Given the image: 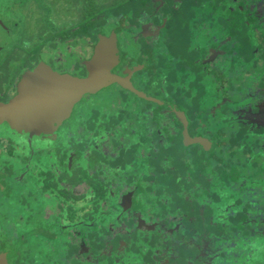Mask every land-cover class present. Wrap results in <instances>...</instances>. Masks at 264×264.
<instances>
[{
  "label": "rangeland",
  "instance_id": "rangeland-1",
  "mask_svg": "<svg viewBox=\"0 0 264 264\" xmlns=\"http://www.w3.org/2000/svg\"><path fill=\"white\" fill-rule=\"evenodd\" d=\"M130 1L131 0H0V96L2 97L4 95L1 93H3L4 88H7L6 83H9V81L13 78L12 76L16 75L15 72H17V70H22L23 65L26 68L31 67L33 62L34 64L36 63V65L34 66L35 68L41 63H45L49 65L54 72L61 75L69 74L75 77H80L83 75L84 70H82L83 67L80 66V62L82 61L80 57L86 59L87 57L92 55L91 48L96 44L95 42L93 44L88 43V39L90 38L87 37H85V39H83L80 44L75 46H73L71 42H68V45L67 42L61 43L60 39H57L58 43H52L51 40L47 42L44 41L45 38L49 37L50 35L61 38L66 37V31H70L74 27L81 25L80 23H83L84 14L90 13L89 10H85V7L87 8L90 5H92L94 9V13L91 18L94 20L100 19L105 26H103L104 31L99 27L95 28V30H98V34L97 32L95 33L96 36L101 39L110 38L115 35V38L119 43V50L126 57L125 60H139L142 51L139 47V43L136 42L137 38H133L134 34H136L138 30H135L134 27H132L131 30L127 29L128 24L130 22H133L134 17H132V20L130 19V17H127L124 21L127 23L125 25L121 22H118L120 20H117V11L115 12L116 9L120 10L121 5L122 8H127V6L125 5ZM210 2L213 3V0H211ZM198 7L199 4L197 5L188 3L189 11L196 12L195 21H197V19H199L200 21V24L198 25V27L196 26L194 32V44L190 46L189 50H187V53L189 54H191L190 51L194 50V48H202L203 45L202 43H200L202 42V40H204V45L207 44L206 39H203L202 37H204V34L210 31V27H215L213 24H210L209 26L208 24L205 25L200 20V17L204 18L205 16L206 19L208 17L207 15L211 14V9L208 10L210 6L205 3L202 4L203 8H201L204 11H195ZM95 15L96 17H94ZM118 19H120V17H118ZM177 23V28H184L187 22ZM118 24H122V27L118 26ZM167 31L169 35L172 34V31L170 29H168ZM167 31L164 24L163 34ZM214 31L215 30L213 29L210 32L213 33ZM168 33H166V35ZM176 33L179 37L180 34L183 35V32L181 33V31H178ZM188 34L189 33H187L185 36H188ZM54 44L56 45L53 46ZM66 47H68L69 50H66ZM179 47L178 50H182V48L179 49ZM37 48H40V50L34 53L36 55L35 61H31L32 56H30V53ZM168 51L170 52V50ZM40 52L41 55L39 56L38 53ZM37 58L38 60L43 59V61L39 62L37 61ZM193 60L194 57H192L191 59L188 56L185 57L187 65L185 67L182 66V68L180 69L179 67L176 68L169 65L168 71L171 72V69H176V71L174 72L175 78H169V76L167 75L169 74V72L166 73V71H164L165 79L166 81L168 80L166 96H168L167 94H174L177 88H184L185 91L193 93L194 87L196 86V88L198 89V101L195 103V105H189L188 99V102L185 103V105L187 106L188 111L189 109L198 110L197 116L199 117L200 122L202 120V123L200 125H202L203 128H201L200 125H198L196 122H193L194 118H192L193 126H196L197 124L199 129H201L200 131H205V133L214 134L215 131H221V133L223 132V134H221L220 136L223 138L221 141L223 142L224 139H228L230 142L229 144H231V135H225V129L224 131L220 129L215 130L214 127L216 124H218L219 126L221 123L225 126H228V123L232 121L231 119L228 120L229 122L227 121L229 115L224 114L221 115L219 119H216L209 115L210 112L212 113L215 110V107L218 104V100L221 96H224V100L232 98L234 99L237 94L236 91H240V93H246V101L243 100V103L248 107L243 108L244 110L250 109V104V106H252L254 109L259 105V107H262L264 110V101L260 100V98L257 97L260 101L253 102L251 101L253 100V98L249 96L250 91L259 93L262 90L264 92V83H259L257 81H255V83H251L249 81L248 83L247 80H245L246 83H234L231 82L230 79H228L231 77L230 73H227V77L226 75L217 73L215 74V79L222 78L221 80H212V82L207 81L204 77V71L202 72L200 67L197 66ZM146 63L147 62H144L141 65L135 66L132 70L133 76H131V85L134 90L126 89L123 86H120L122 89L130 91L134 94V92L139 91L133 85V83L137 82V85L139 86V88H141L142 91H145V94L140 91L139 92L142 93L147 99H150V101H146L139 107L134 106V102L132 103L130 101L132 113L134 116L133 120L134 122H138L136 124L138 128L143 127V130H141L143 132V136H139V134H131L130 136L128 134L126 138L123 139H126L125 142L127 146H125L123 144H120V141L124 136L118 135L121 130H118L116 128H106L105 126H103V129L101 127L100 129L89 128L86 132H79L83 120L82 116L80 115V109L84 111L94 103H97V105L100 106H103V104L107 105L108 109L112 110L113 107H116L114 102L116 103L118 99L120 103L124 101V99L120 97L121 91L114 86H110L100 91V93L98 92L97 95L92 96L84 106L81 104L77 107L75 113L76 115L72 116L63 126L62 130L58 132L59 137L57 139L61 140H55L52 138H35L33 144L30 143V147L27 148L28 152L24 156L29 157L28 161L33 162H31V173L28 174L25 180V185H17L15 183L11 184L12 186H9V184L6 185V183L10 182L9 179L15 176V170L17 168H14V172L10 170V177H3L4 184L6 185V187H8V191L10 192L12 190L13 194H8L7 197H5V204H2L4 208L0 210V214L2 213L0 215V232L2 233L1 238L10 240L14 243L17 240L21 242L19 243L22 247L20 256L18 258V261L20 260L18 264H48L49 259L51 260L52 264H66L65 261L70 262L71 258L75 256L73 255L74 248L70 249L73 246L68 240L69 237L67 236V234H69V232H67L66 234L64 230L57 231L59 232V234H57V240L52 243V247H55V250L51 248V245L47 241L44 243L39 238L34 237V234L26 235L27 232L32 231L35 225L44 226L45 223H48L49 221L47 219L51 215L47 213L48 208L50 207L57 209V207H59L60 205L58 201L63 202V200L59 199L57 193L60 189L54 188L58 187L60 184V178L58 177L60 176L59 174H61L62 176L66 175L64 171L65 164L62 165L60 161L61 156L62 160H65V155H68V153L70 154L69 159L71 155H74L72 162L70 161L72 168L70 166V168L68 169V173H72V179H76L75 182L77 180H81V183H85V181H87L88 184L80 187L79 189L80 193L81 191L85 190V192L82 193L83 196L76 197L72 195V210H67L66 216L52 217L51 220L53 222H58L59 224H62L63 222L67 223L69 217L72 218L73 216H75L76 218L79 216V218L87 220L86 218H88L89 215L95 223H103V221L115 222V214L107 215V213H104L102 211H99L98 213L94 212V208H96L95 206L97 205V203H95L96 201H94L95 197L87 195L89 193L88 191L93 190L91 189V186H95V188L98 189L101 186L97 182L87 178L96 176L92 175L91 173V169H94L96 165H98L99 170L102 171L103 165L110 164L112 166L113 163L121 164L122 162L126 161V157L128 155L131 156V163H134V165L132 167L127 166L120 170L119 176H121V180L113 178L112 173L102 172L106 176L105 182H107L108 188H112L110 189L111 193H113V191L116 193L117 191L121 190V183L128 184L127 176L131 177V182L134 179L139 183H142L143 181L140 180V176H142V174L151 175V172H149L150 162L148 159H143L141 155H145V153L148 155V150L151 147L150 143H152L153 139L159 138L158 134H152L151 132L149 133L150 128L146 127L149 125V122H145L143 121V119H146V117L149 116L146 112H150L156 108V105H158L156 101H158V99V102L164 103V101L161 99H164L165 96H160L159 98L150 97L149 92H153L157 88L158 85L154 83L158 82L159 80H156L154 83H147L149 77L146 74H140L141 70L144 71V69L147 68L145 67ZM76 65L79 66L76 68ZM19 73L21 72H18L17 74ZM190 74L193 75L190 76ZM132 77L136 81H132ZM13 90L14 89L10 90V92H13ZM203 92L207 94L206 97L203 96ZM183 94V92L179 93L176 97L172 98V100L175 99L176 101L185 102L186 96H183ZM139 96H141V94H139ZM151 100H154L155 102H152ZM168 102L166 101L165 103ZM127 105L129 104L127 103ZM176 108L179 110L177 106ZM235 111H233L234 114ZM188 114L190 117L192 116V114L190 115V112H188ZM116 116L120 118L123 117L120 112L116 115L114 114L111 121L112 125H114V122H116ZM133 116L131 115L130 117ZM161 118H164V115H162ZM234 125H238V123L234 124V122H232V125H230V127H226V131H230L234 127ZM240 129L241 127L238 128L237 131H239ZM161 133L163 136H165V132L161 131ZM97 135H103L102 137L104 139H96L95 136L97 137ZM142 137L145 142L143 144H138V140L142 141ZM247 141L248 140L246 139L245 147H252V143H248ZM10 143H13V147L9 148L8 160L11 162V164L18 166L16 158L23 157V155L19 152H21V149H25L24 143L22 141H15V139L13 138H11ZM14 143L17 144L14 145ZM232 144H234V150L237 155L236 157L231 159L232 162L234 160L235 162L239 160V162L241 163V176H245V178H248V176L257 177V179L255 180V182L257 183L260 177L264 176V162H257L256 165L252 166L249 165L250 167H252V174L250 175V172L247 170V167L249 166L246 163V158H241L242 156L245 157V147L243 148V145H239L238 142L235 141H233ZM102 146L109 148L110 152H104L105 148H102ZM121 146H123V149L127 147L126 150L120 149ZM261 146L264 147V143H262ZM145 150L147 152H145ZM171 153L172 155L174 154V152H168V155H170ZM161 154L164 155L165 151H163ZM251 154L255 156L262 154V157L264 158V151L257 150L256 148L252 149ZM79 155L81 156L78 157ZM44 157L46 161H43ZM76 157L78 158L75 159ZM202 157H204V159L208 158L207 155H203ZM90 159H95V162ZM207 160L211 166V171H209L208 174L211 177H214L215 173H217L220 168L218 165H216L215 160ZM173 161H175L174 157ZM258 161H260V158H258ZM73 163L77 164H75L74 166ZM5 164L7 166L8 163ZM54 167L58 168V171L54 170ZM179 167L180 166H178V168ZM173 168L174 167L172 166V169ZM185 172L186 171H184V173ZM254 172L256 174H254ZM66 176H68V174ZM108 176L109 178H107ZM167 178L171 179L170 177ZM114 179H116L114 183H111ZM258 185L261 187V189H263L264 192V182L258 181ZM142 186H146V184H142ZM156 187L157 185H155L154 187L152 186L153 189H155ZM16 190H19L20 194L25 195L26 200V202L22 204L21 208L19 207L18 209L16 208L17 201L15 202V198L17 197ZM146 191L147 194H149V190ZM260 192L262 191H257L256 194H259ZM150 195L144 196L145 200L142 199L143 204L146 205L142 210L146 215L150 217L148 219V222H151L153 219H164L162 215H172L165 212L166 210L172 211L175 201H168V206L161 207L160 203L164 202L163 198L160 196L152 198ZM210 195L211 193H208V196ZM49 196H51L50 199ZM211 196L212 198L216 199L215 201L217 204L223 202V200L226 199L224 202V206L226 208H221L222 215L220 216L222 217L219 216L217 220H219V222L222 221L223 223L224 221L220 219H224L226 217L225 220H227L226 223L220 224V228L222 230L220 231V235L222 236V238L220 239V243H222V245L220 246V244L218 243L217 248L216 246H214L213 251L215 253L214 255L211 254L210 256L212 257L210 259H214L212 264H264V234H261L257 227H254L253 234L251 231H248L247 227L241 225V228L239 229L241 232H237L238 236L234 235V232H232L234 231L233 226L228 222L230 220L231 209L227 208L229 202L232 199L226 196H222L221 193H219V196L218 194H213ZM83 198L84 200H81ZM108 198L112 199V194ZM146 198L150 200L147 201ZM157 202L158 204H156ZM112 204L115 205L116 202L113 201ZM212 205L213 203L211 204V210H213V208H217L216 204L213 206ZM256 206L258 205H255V207ZM119 216L120 214L116 217V219H118ZM127 216V213L124 214L122 220L125 221ZM19 218L21 222L18 221ZM144 219H146V216L144 217ZM60 228L62 229V225H60ZM134 228L135 227H132L131 229L129 228L130 231L128 232H126L127 228H125L122 232L124 237L129 239V251L127 247H125L124 250L125 239H120V237L123 236L120 235L117 238V240H119L118 244L120 245V249L119 251H115L116 255L114 257L107 259L108 254H106V251H103L104 254L101 251L98 252L100 256H106V259L103 260L104 262L106 261L105 264H145L146 260L149 263L152 259H154L155 255L158 253V249L154 250L153 248L158 247L159 244H162L161 237H159L156 231L140 232L141 230L134 231ZM70 229L71 228L69 227L68 230ZM73 229H81L86 232V234H91L92 232V230L87 226H74ZM3 232H5V234H3ZM19 233L25 234L17 237ZM29 233L34 232L32 231ZM116 233V230L112 231V234ZM117 234L119 235L120 232H118ZM74 235V232H72V236ZM103 235V238L106 241V234L104 233ZM148 244H150L151 246V251L154 250L152 256H150L151 252L149 251L150 249L148 247ZM247 253H253L254 255L253 257H243V255H246ZM216 255H218V257L214 258V256ZM240 258L244 260L240 262ZM87 260H89V258H87ZM113 260H115V262H113ZM71 264L83 263L77 260H73Z\"/></svg>",
  "mask_w": 264,
  "mask_h": 264
},
{
  "label": "trees",
  "instance_id": "trees-1",
  "mask_svg": "<svg viewBox=\"0 0 264 264\" xmlns=\"http://www.w3.org/2000/svg\"><path fill=\"white\" fill-rule=\"evenodd\" d=\"M152 1L153 0H131L126 3L125 6H127V8H122L121 5L120 7L122 10L121 8L120 10H115V12L117 11L116 15L120 17V19L117 17V20H120L118 22L125 25L127 23L124 21L127 17H130L131 20L132 17H134L133 22H130L127 26V29L129 30L134 27L135 30L139 31L142 22H145V19L147 18L158 17L157 20L162 22L163 19L167 17L166 31L168 29L172 31L171 35H169L167 31L155 41H149L140 36L136 42L139 43L142 54L139 60H130L129 62L131 67H133L135 65H141L147 60L149 65L144 71L141 70L140 74H146L149 77L147 83H154L156 80H159L154 83L158 86L153 91L154 93L149 92L150 96L156 98L165 96L166 98L164 97L163 100L172 103H157L158 105H156V108L150 111L151 114L146 117V119H143V121L149 122V125L146 126L150 128L149 133L158 134L159 138L153 139L152 143H150L151 147L148 150L149 154L147 155L145 153V157H143L149 160L151 166V177L153 182L148 192L151 194L150 196L152 198L157 196L163 198L164 202L160 203L161 207L168 206V201H175L172 211L166 210L165 212L172 215H162L164 219H153L155 222H158V227L156 229L152 228L149 232L156 231L159 237L163 238L162 240H166L167 243L161 244V248L154 247V250L158 249V253L155 255L154 259H152L153 261L151 260V262L148 263L146 260L145 264L213 263L214 259H210L212 258L210 256L215 253L213 251L214 246L217 248L218 243L220 246L222 245V243H220V239L222 238L220 235V231H222L220 224L226 223L227 220H225L226 217L220 219L223 220L224 223L217 220V218L222 215L221 208H226L224 206L226 199L217 204L215 201L216 199L213 198V200L211 195L218 194L219 196V193H221L222 196L232 199L227 208L231 209L230 220L228 219V222L233 226L234 231L232 232H234V235L238 236L237 232H241L239 230L241 225L247 227L248 231H251L253 234L254 227H257L261 234H264V192H260L259 194H256L255 191L252 192L256 186L259 187L258 181L264 182V176L260 177L257 183L255 182L257 177L254 176H248V178H245L244 176L243 178L245 179H242L240 168L241 163L239 160L236 162L235 160L233 162L231 160L237 156L234 150V144H232L233 141L238 142L239 145H243L244 148L245 140L247 139L248 143H252V147H245V157L242 156L241 158H246L248 166L256 165L257 162H264L262 154L257 156L251 154L252 149L255 148L264 151V147L261 146L262 143H264V126L258 127L257 125H245L240 123L239 118L234 115L233 111L247 108L248 106L243 103L246 93L236 91L237 94L234 99L224 100V96H221L215 110L209 114L216 119H219V117L224 114L229 115L227 121L231 119L234 124L238 123V125H234L230 131H226V127L229 126H225L222 123L219 126L218 124L214 126L215 130L220 129L224 131L225 129L224 134H228L227 136L231 135V144H229L230 142L228 139H224L223 142L221 141L223 139L220 137L221 134H223L221 131L217 132L214 130V134L205 133V131L201 132L198 125L202 123V120L200 122V119L197 116L198 110L189 109L188 111L187 106L185 105V103L188 102V99L189 105H195L198 101V89L195 86L194 92L189 93V91H185L184 88H177L174 94H167L168 96H166L168 80L166 81L165 79L164 71H166V73L169 72V74H167L169 78H175L174 72L176 69L173 68L171 69V72L168 71L169 65L176 68L179 67V69L182 68V66L185 67L187 65L185 57L188 56L190 59L194 57V63L200 67L202 72L204 71V77L207 81L212 82V80H221L222 78L215 79V74L217 73L226 75V77L227 73H230L231 77L228 79L234 83H246L245 80H247L248 83L249 81L251 83H255V81L264 83V0H216L217 2L213 0V3L210 2L211 0H182L183 5L180 9L173 10L166 6L162 13L156 12V8ZM188 3L199 4V7L195 11H204L201 9L203 8L202 4L207 3L210 6L208 10L211 9V14L207 15L208 17L206 19L205 16L204 18L200 17V20L205 25L208 24L209 26L210 24H213L215 26L212 28L210 27V31L213 29L215 30L213 33L208 31L204 34V37H202L203 39H206L207 44L204 45V40H202V42H200L203 45L202 48H194V50L190 51L191 54L187 53V50H189L190 46L193 45L195 41L194 32L196 27L194 21L196 18V12L189 11ZM85 10H89L90 13L84 14L83 23H80L81 25L74 27L70 31H66V37L61 38L50 35L45 38L44 42L51 40L52 43H58L57 39H60L61 43L67 42L68 45V42H71V44L75 46L80 44L83 39L87 37L90 38L88 39V43L93 44L95 42L97 44L100 38L96 36L95 33L97 32L98 34V30H95V28L99 27L103 30L104 24L100 19L94 20L91 18L94 13L92 5L87 8L85 7ZM94 17H96V15ZM198 20L199 19H197L196 24L197 27L200 24V21L198 22ZM177 22L187 23L184 28H177ZM121 25L122 24H118V26ZM178 31H181V33L183 32V35L180 34L179 37L176 33ZM166 33L168 34L166 35ZM187 33H189L188 36H185ZM55 45L56 44L53 46ZM178 47L179 49L182 48V50L179 51ZM39 50L40 48H37L30 53V56H32L31 61H35L36 55L34 53ZM66 50H69L68 47H66ZM168 50H170V52ZM41 52L38 53L39 56L41 55ZM38 58L37 61H43V59L38 60ZM80 58L82 59L80 66L84 67L83 61L85 58ZM35 65L36 63L34 64L33 62L30 68H33ZM76 66L78 67L79 65ZM28 68L23 65L22 70H17V72H15L16 75L12 76L13 78L11 82H17L20 76H22ZM18 72L21 73L17 74ZM192 75L193 74H190V76ZM112 86L121 91L120 97L124 99V101L120 103L118 99L116 103L114 102L116 107H113L112 110L108 109L107 105L103 104V106H100L97 105V103H94L84 111L80 109V115L83 119L80 129H100L102 126H105L106 128H116L121 130L118 135L124 136L121 139L120 144L127 146L125 142L126 139L124 142L123 139L126 138L128 134L130 136L131 134H139V136H143V132L141 131L143 130V127L138 128L136 126L138 122H134L133 120L134 116L130 101L132 103L134 102V106L139 107L146 101H150V99H140L136 97V95L139 94L135 92L134 94L136 95L130 91L122 89L118 85ZM181 92L184 93L183 96H186L185 102L176 101L175 99L172 100V98L176 97ZM202 94L205 97L207 95L205 92ZM95 95L97 94L87 96ZM249 96L253 98V100H251L253 102L260 100L264 101V92L262 90L259 93L250 91ZM257 97L260 98V100H258ZM85 101L86 100L83 99L75 107L72 116L76 113L78 106L81 104L85 105ZM151 101L155 102L154 100ZM127 103L129 105H127ZM175 105L186 115L190 136L193 138H201L204 142L186 145L183 135L184 126L178 117L170 110ZM166 111H168L167 114L165 113ZM119 112L123 117L120 118L116 116V122L112 125V116ZM188 112H190V115L192 114L191 117ZM131 115L133 117H130ZM162 115H164V118H161ZM192 118H194L193 122H196L198 125L196 124V126H193ZM101 120H103V122H101ZM200 127L203 128L202 125H200ZM240 127L241 129L237 131ZM161 131L165 132V136L162 135ZM144 142L143 137L142 141L138 140V144H143ZM126 148L127 147L123 149V146L120 147V149L123 150H126ZM163 151H165L164 155L161 154ZM145 152L147 151L145 150ZM168 152H174V154L172 155L171 153L168 155ZM203 155H207V159L215 160L216 165L219 166L220 170L217 168L219 171L215 173L214 177H211L208 174L209 171H211V166L208 160L202 157ZM173 157L175 158V161H173ZM258 158H260V161H258ZM131 162V156L128 155L126 161L122 162L120 165L122 168H125L129 166V163ZM172 166L174 167L173 169ZM178 166L180 167L178 168ZM250 166L247 167V170L251 175L252 167ZM184 171L186 172L184 173ZM254 174L256 173L254 172ZM209 176L211 177L210 179ZM167 177H170L171 179ZM243 180L245 181V184L242 186L241 183ZM80 181L81 180H77L72 185L77 187V185L81 184ZM198 182L200 183L197 184ZM155 185H157V187L153 189L152 186L154 187ZM244 187L246 190L249 189L248 192H244ZM91 188L98 193V188H95V186H91ZM97 193H95V195H90L95 197L94 201L97 203L94 212L98 213L99 211H102L109 215L107 204L102 206V202L106 201L109 196L105 194L100 196ZM192 193H194V197ZM208 193H211V195L208 196ZM149 200L150 199L147 198V201ZM212 203L213 205L216 204L217 208L211 210ZM156 204H158V202ZM255 205L261 207H255ZM137 208L134 211L140 212ZM142 209L143 208H141L143 214L141 213V215L144 216L145 212ZM175 212H177V214ZM175 216L179 217V219ZM72 218L73 220L76 219L75 216ZM87 222L92 225L88 226L92 232L91 234L87 233L86 238L89 246L84 255L89 256L94 260L95 256H99L98 252L105 247L104 244L100 247L97 242L104 237V233L106 234L105 238L112 235L110 228L111 221L95 223L89 215ZM120 223H124V221L121 220ZM176 226L179 227L176 228ZM163 227L167 228V232ZM144 231L145 230L141 229L140 232ZM120 235L123 234H119L118 236ZM73 238H75V236H73ZM120 239H122V236ZM127 239L128 238H125L126 245L124 246V250L125 247H127L129 251V239ZM148 247L150 249L148 250L151 252L150 256H152L154 250L151 251L150 244H148ZM116 248L117 246L114 247V249L109 248L107 250L106 254L109 253L107 259L116 255ZM77 250H79V247L75 246L73 255H78ZM16 252L17 249L14 250L15 254ZM253 255V253H247L246 255H243V257H253ZM215 257H218V255L214 256V258ZM242 258L239 259L240 262L244 260ZM113 262H115V260H113Z\"/></svg>",
  "mask_w": 264,
  "mask_h": 264
},
{
  "label": "flooded vegetation",
  "instance_id": "flooded-vegetation-1",
  "mask_svg": "<svg viewBox=\"0 0 264 264\" xmlns=\"http://www.w3.org/2000/svg\"><path fill=\"white\" fill-rule=\"evenodd\" d=\"M152 2L156 8L157 13L164 12L163 10L166 8V6H168L169 8H172L173 10L174 9L178 10L183 5L182 0H153ZM157 18L158 17H151V18L145 19V22H142V25H141L139 31L134 35V38H137V40H138V38L141 36V37L148 39L149 41H155L158 38H160L163 35V25L164 24H165V26L167 25V17L164 18L162 22H159L157 20ZM198 22H199V20H198ZM196 24H197V21H194L195 27H196ZM118 44L119 43L117 42V47H118ZM94 47H95V45H93L91 48V51H92L91 54L92 55L94 52ZM118 51H119V54H121L119 64L113 69L112 73H114L115 75L121 76V77H126L127 75L125 74V72L127 70H133L134 67L138 66V65L131 67V65L129 64L130 61L125 60L126 57L124 58V54L119 50V47H118ZM92 55L87 57L85 60L90 59ZM85 60L83 61V63L85 62ZM144 62H147L145 67H148V65H149L148 61L146 60ZM34 68L35 67H33V68L29 67L27 69V71H25V73L34 69ZM76 68H77V66H76ZM82 70H84V73L80 77L87 76L86 69H84V67H83ZM22 76H20V78L17 82L12 83L10 80L9 83H6L7 88H4L3 93H1L4 95L2 97L0 96L1 102L7 103L18 93V85L20 83V79ZM133 80H135V79H133V77H132V81ZM114 85H118V84H114ZM133 85L135 86V88L137 90H139L140 92L145 94V91L144 90L142 91L141 88H139V86L137 85V82L133 83ZM118 86H120V85H118ZM12 89H14L13 92H10V90H12ZM142 93H140L141 94L140 97H139V95H136V94H134V95H136V97H138L140 99L146 98ZM91 97L92 96H89V97L85 96L83 98L86 100L85 103ZM161 100H163V99H161ZM158 101H159V99H158ZM158 101H157V103H160ZM163 101H164V103L166 102L165 100H163ZM251 107L252 106H250V109H248V110L247 109H245V110L239 109V110L235 111L234 115H236L239 118V121L242 124L257 125L258 127L264 126V125H262V124H264V110H263V108L259 107V105L255 109L253 107L252 108ZM174 109L178 110L175 106L173 108H171L170 110L174 113ZM167 112L168 111H166L165 113L167 114ZM147 114L150 115L151 113L147 112ZM75 115L76 114L74 113V116ZM68 120L65 121L56 131H54V133L52 135L41 134L40 136H33V137H31L29 134L19 133L18 131L12 129L8 123H3L0 125V206H1L0 210L4 208L2 206V204H5V201H6L5 197H7L8 194H13L12 190L10 192L8 191V189H7L8 187H6V185L9 184V186H12L11 184H13V183H15L17 185H25V180H26L28 174L31 173V168H32L31 162H33V161H28L29 157L24 156L28 152L27 148L30 147V143L33 144V141L35 138L36 139L37 138H48V139L52 138L55 140H61V139H57L59 137L58 132H60L62 130L63 126L68 122ZM101 122H103V120H101ZM230 125H232V121L228 123L229 127H230ZM101 128L103 129V126ZM80 131L86 132L88 130L81 128L79 130V132ZM102 136L103 135H100V136L97 135L98 138L96 136H95V138L103 140L104 138ZM11 138L15 139V141H22L24 143V146H25V149L24 150L21 149V152H19L20 154L23 155V157L16 158L18 166L11 164V162L8 160L9 148L13 147V143H10ZM123 142H124V140H123ZM15 144H17V143H14V145ZM102 148H105L104 152L105 151L110 152L109 148H107L105 146H102ZM69 155H70L69 153H68V155H65V160H62V156L60 157L61 164L62 165L65 164V169H64L65 174L66 175L68 174V176H66V175L62 176L61 174L58 173L60 175V176H58L60 178V184L58 186L59 188L54 187L55 189H60L57 192L58 197H59V199L63 200V202H65V203H63L61 201L63 203L62 204L60 201H58L60 203V205H59V207H57V209L49 207L47 210V213L51 214L50 217L47 219L49 222L45 223L44 226H42V225L36 226L35 225L34 228L32 229V231L34 233H29V232H32V231H29L26 233V235H33L34 234V237L39 238L44 243L47 241L51 245V248H53L55 250V247H52V243L55 242V240H57V234H59V232H57V231L58 230H64V232H66V234H67V232H69V234H67V236L69 237L68 240H69L70 244L73 246L70 249H73L75 246L79 247V250H77L78 255L76 254L73 258H71L70 262L65 261L66 264H71L73 260L80 261L83 264H105L106 261L105 262L103 261L104 259H106V256L103 255L104 252L106 251V253H107V250L109 248L114 249V247H116L117 245H118V247L116 249L117 250L120 249L119 244H118L119 240H117V238L119 237L117 234L118 232H120V234H123L122 232L125 228H127L126 232H128V231H130L129 228L131 229L132 227H135L134 231L143 229L147 232V231L151 230L152 228L156 229L158 227V222H155L154 220H152L151 222H147L150 217L146 214H144V216L141 215V213L143 214V212L141 211V208H144V206H145V205H143L141 200L142 199L145 200L144 196L150 195V193L147 194L146 190H149L153 180H152L151 175L142 174V176H140V180L143 181L142 183H139L138 181H136L134 179L131 182V177L127 176L128 177L127 178L128 184L121 183V190L117 191L116 193L114 191H113V193H111L110 189H112V188L111 187L108 188L107 182H105L106 176L103 173H105V172L112 173L113 178L121 180V176H119V173H120V170L122 169V166L119 163H113L112 166L110 164L103 165L102 171L99 170L98 165H96L94 167V169H91L92 175H96V176L87 177V178L91 179L92 181L97 182L101 186L99 187L98 193H97V191H95L93 189V190H90L91 192L88 191L89 193L87 195H95V193H97L100 196L105 194V195L110 197L112 194V199L108 198L106 201L102 202V206H105L107 204V210L109 211V215L115 214V216H114L115 222L110 223V228H111V231H113V230L117 231L116 234H112L111 236H107L106 237L107 241H105L104 238H102L100 241L97 242L98 245L101 247L105 241V244H104L105 247H103V249L101 250V252L103 253L102 254L103 256L99 255L98 256L99 260L96 258L93 260V258L84 255L86 250H87V247L89 246V243H88L87 238H86V236H87L86 232H84L81 229H73L74 226H76V227L92 226V225L88 224L87 220H83V219L79 218V216L75 220H73V218L69 217V219L67 220V223L63 222L62 224H59L58 222H53L51 220L53 216H55V217L66 216V211L69 209L72 210V200H73L72 195H74L76 197L83 196L82 193H84L85 190L81 191V193H80L79 189H80V187L88 184V182L85 181V183L83 182V183L77 185V187L72 185L76 179H72L73 178L72 173H68V169L71 166L70 161L72 162L74 155H71L70 159H69ZM80 156L81 155H79L78 157H80ZM78 157H76L75 159H77ZM141 157L143 158V157H145V155L142 154ZM90 160H92V159H90ZM43 161H46L45 157H44ZM92 161L95 162V159H93ZM5 163H8L7 166ZM75 164H77V163H75ZM75 164H74V166H75ZM133 165H134V163H129L130 167H132ZM14 168H17L15 170V172H16L15 176L11 177L9 179L10 182L6 183V185H5L3 177L4 176H5V178L10 177L9 172H10V170H12L14 172ZM71 168H72V166H71ZM53 169L58 171V168L54 167ZM18 172H19V174H18ZM149 172H151V166L150 165H149ZM107 178H109V176ZM210 178L211 177L209 176V179ZM116 179H114L111 183H114V181ZM242 179H245V178L242 177ZM199 183L200 182H198L197 184H199ZM142 184H146V186H142ZM243 184H245L244 180L241 183V185L243 186ZM232 186H233V184H232ZM248 190L249 189L246 190V188L244 187V192H248ZM254 191H255V193L257 191L263 192V189H261L260 186L259 187L256 186L252 192H254ZM16 194H17L16 198H18V199L15 198V202L17 201V207L16 208L18 209L19 207L21 208L22 204L24 202H26V200H25V195L20 194L19 190H16ZM192 195L194 197V193H192ZM50 198H51V196H49V199ZM84 198L81 200H84ZM113 201L116 202L115 205L112 204ZM257 207H261V206H257ZM136 208L138 210H140V212L134 211V210H136ZM2 212H3V210H2ZM123 213L124 214L127 213L128 216L126 217L124 223H120V221L123 219V215H124ZM175 213L177 214V212H175ZM119 214H120V216L118 217V219H116V217ZM145 216H146V219L144 220ZM175 217H177V216H175ZM177 218L179 219V217H177ZM18 221H20V218L18 219ZM83 221H85V222H83ZM22 222H23V220H22ZM60 225H62V229L60 228ZM69 227L71 228L70 230H68ZM178 227L179 226H176V228H178ZM163 229H165L167 232L166 227H163ZM72 232H74L75 238H73ZM3 234H5V232H3ZM24 234L25 233H19V235L17 237H19L20 235H24ZM123 236H122V239H125ZM1 237H2V233L0 232V264H18V262L20 261V260L18 261V258L20 256V251H21V247H22L19 243H21V242L19 240H17L14 243L10 240H6L4 238L2 239ZM124 245H126V240H125ZM15 249H17L16 254L14 253ZM112 253H114V252H112ZM87 258H89V260H87ZM48 264H52L50 259L48 261ZM162 264H164V263H162ZM207 264H212V263L207 262Z\"/></svg>",
  "mask_w": 264,
  "mask_h": 264
},
{
  "label": "water",
  "instance_id": "water-1",
  "mask_svg": "<svg viewBox=\"0 0 264 264\" xmlns=\"http://www.w3.org/2000/svg\"><path fill=\"white\" fill-rule=\"evenodd\" d=\"M119 60L117 39L113 35L101 38L95 45L93 55L83 63L87 71L85 77L61 75L41 63L21 77L18 93L10 101H0V125L8 123L12 129L31 137L52 135L71 118L75 107L85 96L97 94L114 84L134 90L132 70L125 72L126 77L112 73ZM135 93L140 94L138 91ZM174 113L184 126L186 145L204 142L190 136L189 124L182 111L174 109ZM161 241L162 244L167 243L162 238ZM156 248H161V245ZM94 258L99 260L98 256Z\"/></svg>",
  "mask_w": 264,
  "mask_h": 264
}]
</instances>
